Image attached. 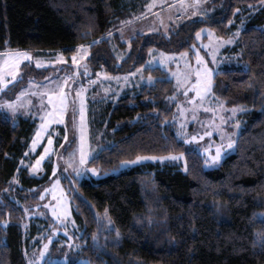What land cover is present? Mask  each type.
<instances>
[{
    "label": "trees",
    "instance_id": "trees-1",
    "mask_svg": "<svg viewBox=\"0 0 264 264\" xmlns=\"http://www.w3.org/2000/svg\"><path fill=\"white\" fill-rule=\"evenodd\" d=\"M262 3L207 0L211 12L194 16L186 9L165 32L136 34L118 59L105 36L141 12L144 0H0V52L59 50L69 57L77 45L88 43L85 60L91 76L96 70L127 73L144 65L150 49L191 53L202 27L229 36L245 19L236 46L246 66L231 64L218 70L212 93L227 107L249 109L241 115L234 151L216 167L205 168L202 155L176 136L174 123L166 122L174 109L175 85L163 69L145 67V73L155 77L152 84L102 105L100 116L111 144L89 164L108 171L137 155L183 152L187 171L177 163L146 162L117 174L73 181L72 215L81 231L77 253L92 264H264V241L257 236H264ZM125 46L120 41L119 47ZM53 71L25 62L20 78L1 97L11 99L30 80H42ZM34 126L30 118L18 117L14 123L0 111V264H28L23 246L31 250L36 227L25 208L36 203L38 189L50 181L48 157L38 171H29L41 153V148L33 155L25 153ZM106 208L111 229L103 220ZM3 220L8 221L5 227Z\"/></svg>",
    "mask_w": 264,
    "mask_h": 264
},
{
    "label": "rangeland",
    "instance_id": "rangeland-1",
    "mask_svg": "<svg viewBox=\"0 0 264 264\" xmlns=\"http://www.w3.org/2000/svg\"><path fill=\"white\" fill-rule=\"evenodd\" d=\"M206 1L207 0H204V3L199 8H193L189 7V5L192 4L191 0H183V6L181 4V0H144L143 10L137 14L135 13L131 18L125 20L131 21L130 23H125L123 25L120 24L119 27L109 31L112 33L111 36L106 34L105 37L109 39L114 55L120 59L127 52L129 48L128 43L131 37L135 36L136 34L165 32L170 27V25L175 23L178 19L175 17L176 14L180 13L181 16H183L186 12V9H190L192 14L204 11L205 9H208L206 7ZM260 6H264V3H262ZM256 9L257 7H252V12L256 11ZM194 16L200 15L196 14ZM241 21H243L244 24L245 19L243 18ZM241 21L238 25V28L240 29L243 26ZM121 29L123 31V35H121ZM201 29H204L205 31L201 33L199 39H197L195 35L196 41L195 44H192L191 46V53L190 51L170 53L157 49H151V51L148 52L144 67L140 72H137L136 70L141 68V66L123 74H110L101 70H96L94 76H91L90 74H92V71L88 66L87 72H85L84 67L74 65L72 60L74 54L76 55L77 59L80 60V65H86V57L80 59V57H82L84 54L83 51H77V46L86 45L88 51V43L77 45L75 51L69 54V57H66L59 50L21 49L28 51L31 54L33 59L30 61V63H32L35 67H37V61H40L43 67L37 68L54 69L51 74L46 75V77L42 80L31 81V86L28 82L24 87H21L11 99L1 97V94L7 88L0 90V102L5 100H15L17 93L25 91V95L21 97L20 101H18V109L15 114L2 107H0V111L14 123L18 120V117H27L31 120H34L35 126L30 135L29 143L25 151V153H28L26 156L37 153L40 148L41 152H43L44 146L48 144L49 136L52 137V144L50 147L54 149V151H52L48 157L52 162L50 181L38 189V200L36 203L26 206L27 209H31L28 210L30 213L28 218L31 219L36 227V231L30 239V247L33 245L31 250L29 249L27 251L26 247L23 246L27 263L29 259L35 260L36 256L39 255L38 250L42 247L43 243H49V252L45 254L44 260L40 261L39 264H42L44 261L49 259H51L53 262H67L69 260H73L79 262L80 264H92L88 257L77 253V250L80 249L77 238L79 237L81 231L72 215L70 193L73 191V181L78 182L83 178H100L107 174H117L123 170L129 169L130 167L146 162L158 164L177 163L180 169L184 170V156L183 159L179 160L165 159L161 161L159 159H144L134 164L123 165L120 162L117 167L111 168L108 171H100L95 166L89 164L90 159L96 156L103 147L111 144V142L107 139L106 133L108 132L105 129L106 121H104L102 116H100L102 105L109 100H115L125 93H133L144 84H152L155 80V77L151 74L145 73V67H159L166 72V77L173 80L175 92L171 98L174 101V109L169 118L166 119V122H172L176 125V136L183 142L185 140H189L192 135H196L198 137L203 136V139H198L195 142L184 144L186 146L195 148L202 155L203 165L205 168L216 167L226 155L234 151L235 146L232 149H225L221 155L219 163L211 166H205L204 164L206 155H215L216 146L222 143L226 144L227 142L226 138L222 139L221 133L216 129V125H219L226 134L235 133L232 138L236 141L237 135L242 127L241 115L249 108L243 105H238L241 106L242 110L236 112L235 115H233V113L230 111L232 107H227L224 104L223 107L220 106L222 101L213 95L212 87L211 93L206 94V97L203 99V101H201L199 97L193 101L192 98L196 96V92L192 85L196 83V71L198 69H203L205 65L208 69H212V78L214 74L225 65L241 64L242 67H245L246 65L240 60V51L236 46L238 37L234 39L233 43L221 44L218 48H213L211 45L205 48L204 45L209 44L207 29L211 28L205 26ZM116 34H118V37ZM214 35L216 37H223L224 39H228L229 36H232H220L215 32ZM113 38L116 41H114ZM120 41L125 42L127 47L125 46L123 49L120 48ZM181 53H187V55L181 56ZM58 54L64 57L63 61L59 60ZM197 55L203 58V64L197 60ZM162 60L163 63H161ZM50 61H56V63H47ZM148 61L152 62L151 65L146 64ZM23 63L25 62H22V64ZM189 66L191 67L189 68ZM68 67L71 68L70 71H67L69 69ZM188 72H190L191 75L187 76L189 83L185 86L183 79L178 80V75L184 77V74ZM65 76H69L71 78L65 81ZM149 76L153 77L152 82H149ZM125 77H127V79H125ZM92 81H95V83H92ZM57 84L62 85L64 87V91L68 93L66 99L68 108L64 112V122L60 123L59 119L55 118L53 123L48 125V128L44 131V134L39 137V143L36 145V150L31 151L30 145L32 143V139L38 126L43 122L41 120V115L52 110V106L48 104V96L44 93L51 90L59 92L60 89L57 87ZM68 84H72L73 87L69 89L67 87ZM185 87L187 88V93L185 91ZM77 90H81L84 102L83 134L86 138L85 147L89 152V159L84 165L79 164V145L82 133L80 112L81 98L77 97ZM34 93L36 94L34 95ZM41 94H44L43 104L46 105V107L43 109L41 108ZM21 104L23 107H19ZM73 105L75 106V112H73ZM180 108L185 109L183 115H181ZM208 109H212L213 111H209ZM174 117L175 119H173ZM221 118H223V123H221ZM237 121L240 122L239 127H235ZM181 124L184 125L183 128L181 127ZM206 130L211 134L204 136V132ZM178 131L181 133L186 132L187 135L182 134L178 136ZM205 148L208 149L207 153L204 152ZM73 152H75L74 158L70 155ZM172 154L177 153L172 152ZM168 155L169 153L140 156L160 157ZM61 157H63V159H61ZM133 159H135V157L126 160ZM54 166L56 168L55 172L53 171ZM77 168H82L85 170L81 171L80 174L77 175ZM93 168L97 170L95 174L90 171ZM57 181L58 184H56ZM45 189H48V191H45ZM41 193H43V197H41ZM58 202L61 205L66 204L68 211L70 212V216L68 217L66 224V232L64 224H57L55 218L52 215L51 208L45 207V205L56 206ZM103 220L106 223V229H111L113 227L112 223L110 225L107 223L104 215ZM3 221L2 224L5 227L7 224L5 225ZM72 221L75 223H72ZM53 228L56 229L55 233H53ZM49 236H51V242H49ZM69 237L72 238L70 242ZM56 240V249L51 251V246ZM70 244L74 247H70ZM34 250L36 251L34 252ZM65 256H67V260H65Z\"/></svg>",
    "mask_w": 264,
    "mask_h": 264
},
{
    "label": "snow or ice",
    "instance_id": "snow-or-ice-1",
    "mask_svg": "<svg viewBox=\"0 0 264 264\" xmlns=\"http://www.w3.org/2000/svg\"><path fill=\"white\" fill-rule=\"evenodd\" d=\"M204 3V0H192V4L189 5V7H193V8H199L202 4ZM181 4L183 6V0H181ZM213 9L208 8L205 9L204 11H200L198 13H193L194 15L198 14L200 16H204L205 12H211ZM234 12H239V9H234ZM131 21H121V24H125V23H130ZM229 24H231V20H229ZM241 24H243V21H241ZM205 31L204 29H201L200 31H198L196 33V37L197 39L200 38L201 33ZM208 32V36H209V44H205L204 47L207 48L210 45L213 48H218L221 44H230L233 43L234 39L236 37H238L240 35L241 29L238 28L236 30V32L232 35L229 36L228 39H224L223 37H216L214 35V32L212 29H207ZM108 36H111L112 33L108 32L107 33ZM121 35H123V31L121 29ZM7 43V42H6ZM77 51H83V56L80 57V59H83L84 57L88 56L89 53L87 51V46L86 45H79L77 46ZM151 51V49L149 50ZM211 54V53H210ZM187 55V53H181V56H185ZM59 60L63 61L64 57L60 56L58 54ZM33 59V57L31 56V54L28 51L25 50H21V49H6L2 52H0V90H4L6 89L8 86H10L13 82L17 81L18 78H20L21 76V67H22V62H30ZM73 60V64L77 65L79 67H84L85 72H87V66L86 65H80V60L77 59L76 55L74 54L72 57ZM197 60L203 64V58L200 57L199 55H197ZM47 63H51V64H55L56 61H50ZM151 61L146 62V64L151 65ZM161 63H163V60L161 61ZM37 67H43V65L40 63V61H37ZM144 67V65H141V68H138L136 71L140 72L141 69ZM191 66H189L190 68ZM99 75V73H98ZM131 75V74H130ZM191 75L190 72L184 74V77H181L180 75H178V80L183 79L184 81V85L186 86L189 81L187 80V76ZM10 77V79H9ZM196 77V83L192 85L193 89L196 92V96L193 97V101H195V99L197 97H199L201 99V101H203V99H205L206 94L211 93V87H212V69H208L207 66L205 65L203 67V69H198L196 71L195 74ZM71 77L69 76H65L64 80L67 81L69 80ZM48 79V78H46ZM125 79H127V77H125ZM149 82L153 81V77L149 76L148 77ZM92 83H95V81H92ZM29 84L31 86V80L29 81ZM57 87H59L60 91L56 92L54 90L51 91H47L46 94L48 96V104L52 106V110L48 111L46 114H42L41 115V120L43 121L37 128L36 133L32 139V143L30 145V149L31 151H35L36 150V145L39 143V137H41L44 134V131L47 130L48 125L53 123V120L55 118L59 119L60 123L64 122V112L66 111V109L68 108V104L66 103V99H67V95L68 93L64 91V87L62 85L57 84ZM67 87L69 89H71L73 87L72 84H68ZM185 91L187 93V88L185 87ZM36 93H34L35 95ZM41 94V108H45L46 105L43 104V95ZM25 95V91H21L20 93H17L16 99L15 100H5L3 102H0V107L2 108H6L8 111H10L11 113L15 114L17 112L18 109V101L21 100V97H23ZM77 97H80V112H81V138H80V145H79V154H80V158H79V164L80 165H84L86 163V161L89 159V152L86 150V138L83 134V130H84V125H83V112H84V102H83V98H82V92L81 90H77ZM171 99V98H169ZM221 107H223V102H221ZM19 107H23V105H19ZM209 111H213L212 109H208ZM241 106H233L232 109L230 110L233 115H235L236 112L241 111ZM185 109L180 108V112L181 115H183ZM73 112H75V106L73 105ZM175 119V117L173 118ZM221 123H223V118H221ZM239 121H237V124L235 125V127H239ZM181 127L183 128L184 125L181 124ZM216 129L218 132L221 133V137L222 139H227L226 144L222 143L220 145L216 146V153L215 155H206L205 160H204V164L205 166H211L214 164L219 163L220 159H221V155L222 153L225 151V149H232L235 144L236 141L232 138L235 133H230V134H226L223 132V129L220 128L219 125H216ZM187 135V133H181V132H177V135ZM211 133L209 131H205L204 132V136L210 135ZM67 139V136H66ZM198 139H203V136H196V135H192L190 137L189 140H185L184 143H189V142H195ZM52 144V137L49 136L48 137V144L44 146V151L40 153V156L37 157L36 161L34 163H32L31 168L29 169L30 172H36L40 169L41 166V162L46 158L49 157V154L54 151V149H52L50 147V145ZM204 152L207 153L208 149L205 148ZM28 153L26 152V155ZM73 158L75 157V152L70 154ZM184 153H177V154H172L169 153L168 156H160V157H156V156H152V157H144V156H140L137 155L135 157V159L133 160H125V161H121V164H134L137 163L141 160L144 159H152V160H156L159 159L161 161L165 160V159H172V160H179V159H183ZM61 159H63V157H61ZM25 160L21 159V164H24ZM71 166V165H70ZM85 169L82 168H77V175L80 174L81 171H84ZM53 171H56L55 166L53 167ZM90 171H92L94 174L96 173V169L93 168ZM185 171H187V167H185ZM56 184H58V181L56 182ZM45 191H48V189H45ZM41 197H43V193H41ZM45 207H50L51 211H52V215L55 218L57 224H64L65 225V232L67 231V221H68V217L70 216V212L68 211V207L66 204L61 205L59 202L56 206H49V205H45ZM25 215H30V213L28 212V209L25 208ZM105 220L107 221V223L110 225L112 223L111 217L108 215V209H105ZM3 223L6 225L8 223V221H3ZM72 223H75L74 221H72ZM56 229L53 228V233H55ZM117 237L120 236V232L119 230H117L116 232ZM258 238L261 239L262 241H264V236H261V234H257ZM93 238L95 239V234H93ZM71 237H69V242L71 241ZM49 242H51V236H49ZM70 247H74L73 245L70 244ZM36 250H34L35 252ZM39 251V255L36 256L35 260L29 259L28 264H39L40 261L44 260L45 254L49 252V243H43L42 247L38 250ZM65 260H67V256H65ZM44 264H54V262L49 259L44 261Z\"/></svg>",
    "mask_w": 264,
    "mask_h": 264
},
{
    "label": "built area",
    "instance_id": "built-area-1",
    "mask_svg": "<svg viewBox=\"0 0 264 264\" xmlns=\"http://www.w3.org/2000/svg\"><path fill=\"white\" fill-rule=\"evenodd\" d=\"M192 1V0H191ZM188 12H190V10H187ZM176 18H180L181 17V14L180 13H178V14H176V16H175Z\"/></svg>",
    "mask_w": 264,
    "mask_h": 264
},
{
    "label": "crops",
    "instance_id": "crops-1",
    "mask_svg": "<svg viewBox=\"0 0 264 264\" xmlns=\"http://www.w3.org/2000/svg\"><path fill=\"white\" fill-rule=\"evenodd\" d=\"M144 72V71H143Z\"/></svg>",
    "mask_w": 264,
    "mask_h": 264
}]
</instances>
